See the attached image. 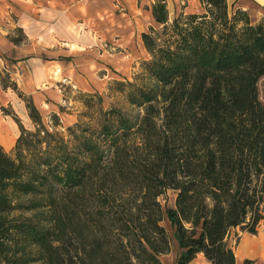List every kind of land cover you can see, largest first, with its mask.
<instances>
[{
	"label": "trees",
	"instance_id": "16d2710c",
	"mask_svg": "<svg viewBox=\"0 0 264 264\" xmlns=\"http://www.w3.org/2000/svg\"><path fill=\"white\" fill-rule=\"evenodd\" d=\"M199 2L174 20L167 0L147 6L151 60L140 84L114 83L132 113L113 108L67 141L25 98L35 131L0 145V264H164L165 219L177 264H237L232 235L264 221V18ZM169 191L174 208L159 201Z\"/></svg>",
	"mask_w": 264,
	"mask_h": 264
},
{
	"label": "crops",
	"instance_id": "0c3cea01",
	"mask_svg": "<svg viewBox=\"0 0 264 264\" xmlns=\"http://www.w3.org/2000/svg\"><path fill=\"white\" fill-rule=\"evenodd\" d=\"M195 1L196 9L187 14L202 13ZM231 1L247 12L256 9L254 3L264 5V0H228L229 5ZM119 3L124 9L118 12ZM140 10L139 0H0V76L17 87L5 88L0 81V145L5 151L16 146L21 125L35 128L25 98L40 111L52 110L51 101L63 98V87L72 86L79 93L94 90L87 78H96V70L103 66L98 61L103 41L120 33L128 45L145 33L134 27L137 20L141 26ZM17 28L25 39L15 44L11 35Z\"/></svg>",
	"mask_w": 264,
	"mask_h": 264
},
{
	"label": "rangeland",
	"instance_id": "374dc122",
	"mask_svg": "<svg viewBox=\"0 0 264 264\" xmlns=\"http://www.w3.org/2000/svg\"><path fill=\"white\" fill-rule=\"evenodd\" d=\"M118 2V0H116ZM153 0H141L139 2V12L141 17V26H139V20L134 27H139V31L144 28L145 32H149V28L158 26L153 22L151 15L146 11L147 6H150ZM197 3L195 0H168V7L170 11V18L174 20L182 11L187 14L196 9ZM232 5H229L231 15L236 12L237 4L231 1ZM188 4V9L186 8ZM256 4L255 8L249 11V15L253 23L264 18V5ZM118 12L123 8L119 3ZM119 24H116V28L119 29ZM136 29V30H137ZM15 40L25 39L23 30L20 28L15 29V34L11 35ZM100 48V47H99ZM101 54L98 57L100 62V69L97 72L96 78L88 79L91 83L90 86L94 88L88 92L90 96L87 98L85 95H81L78 90L72 86H66L61 89L62 96L56 101H51L54 106H50L52 110L45 109L39 110L42 116V120L46 128L53 134L64 137L65 140L71 141L72 134L79 130H91L94 129L98 119L107 111L111 109H118L125 113H132L131 107L128 103L127 91L115 90V82L140 84V79L144 74L143 66L144 63L151 60L150 54L148 53L143 43L142 35L135 36L131 42L125 44V37L120 33H116L110 41H103ZM105 54V55H103ZM105 56V57H104ZM98 73V76H97ZM6 78V76H1ZM8 84L10 83L9 79ZM102 80L108 81L109 84L103 85ZM112 80V81H111ZM113 83V85H112ZM11 84V83H10ZM9 84V85H10ZM112 85V86H111ZM259 94L260 100L264 105V77L259 82ZM112 87V89H111ZM89 101L90 106L87 105ZM9 111L6 110V113ZM54 112V113H53ZM142 111L135 110V114H140ZM57 114L60 120L53 119L52 115ZM31 125V124H30ZM36 128L31 125L28 131H35ZM71 130V131H70ZM34 143V142H33ZM159 201L162 203L164 208H174L176 202V193L169 191L165 195L161 196ZM170 236L172 237L173 248L172 250L162 257L164 264H177L178 258L181 254V250L175 242L173 237L174 229L168 219H165L162 223ZM235 234L230 239V245L235 247V255L237 258V264H264V259L261 257H251L248 255H241L237 257V251L239 250L244 239H249L252 243L259 244L264 242V221L261 223L257 234L252 235L249 233L241 234L240 239ZM193 264H211L203 254L198 255Z\"/></svg>",
	"mask_w": 264,
	"mask_h": 264
},
{
	"label": "bare ground",
	"instance_id": "6f19581e",
	"mask_svg": "<svg viewBox=\"0 0 264 264\" xmlns=\"http://www.w3.org/2000/svg\"><path fill=\"white\" fill-rule=\"evenodd\" d=\"M241 255L261 257L264 259V242L255 245L249 239H244L239 250L237 251V257Z\"/></svg>",
	"mask_w": 264,
	"mask_h": 264
}]
</instances>
